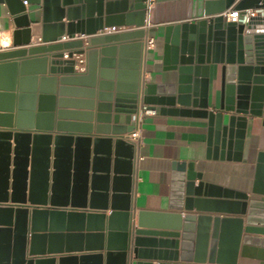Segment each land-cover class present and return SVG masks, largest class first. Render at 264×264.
I'll return each mask as SVG.
<instances>
[{
  "label": "water",
  "instance_id": "obj_1",
  "mask_svg": "<svg viewBox=\"0 0 264 264\" xmlns=\"http://www.w3.org/2000/svg\"><path fill=\"white\" fill-rule=\"evenodd\" d=\"M4 1L21 26L31 25L28 5L43 7L44 43L60 39L65 31L70 38L77 33L95 35L88 40L91 46L87 52L92 82L97 64V50L93 46L103 47L107 58L102 62L106 67L115 66L113 56L118 50L116 81L111 76L112 81L103 80L100 85L105 92L100 94L99 109L104 113L100 115L103 124L98 125V133L120 136L49 132L52 115L43 111L52 97L46 94L39 96L40 114L34 129L33 112L28 110L34 111L36 97L22 93L37 78L25 77L26 73L36 63L42 68L40 72L46 73L49 60L40 53L64 49L70 57L85 53L78 48L82 41L0 53V126L9 127L0 130V203L10 201L18 205L0 206V221L6 225L0 228V242L5 243L0 246L4 248L0 249V264H56L54 257L36 256L59 253L55 249L64 238L69 241L67 251L104 250L105 254L63 257L60 264H133L134 260L135 264H153L148 260L165 261L158 264H235L242 244L264 245V203L249 199L247 192H214L192 165L182 179L181 202L176 207L186 212L140 211L136 226L131 212L134 145L122 136L134 129V117L144 105L170 104L171 98L183 108L169 111L208 119L209 153L241 161L248 116H264V11L247 25L226 21L221 13L231 7L264 10V0H197L203 1L204 10L195 15L194 22L168 26L165 61L178 71L177 84H151L143 80L146 51L142 38L147 30L97 35L104 27L114 26V18H105L104 13L111 15L116 5L131 2L125 24L143 27L152 2L165 0ZM65 17L68 22L63 23ZM64 55L61 52L54 57ZM52 64V73L59 72L56 66L60 65H64V73H72L69 78L62 77V83L87 78L74 74L75 60H52ZM213 66H221L220 106L210 105L209 100ZM51 80L55 79H41V93H46V82ZM17 91L21 94L16 109L13 99ZM23 98H30L29 109L24 107ZM161 110L165 112L164 108ZM26 116L30 122H24ZM261 161L259 167L264 169V157ZM109 198L112 211L108 217L62 208L107 209ZM27 203L35 205L31 218L30 208L20 206ZM98 203L104 206H97ZM194 209L198 213L191 212ZM65 229L67 234L63 233ZM84 229L86 234L73 232ZM227 233L230 235L226 238Z\"/></svg>",
  "mask_w": 264,
  "mask_h": 264
},
{
  "label": "crops",
  "instance_id": "obj_2",
  "mask_svg": "<svg viewBox=\"0 0 264 264\" xmlns=\"http://www.w3.org/2000/svg\"><path fill=\"white\" fill-rule=\"evenodd\" d=\"M107 1V0H105ZM122 1V0H118ZM130 4H118L112 11L111 15L104 13V17L114 18L113 25L122 27L123 29L109 34H118L125 32H136L143 28L147 30L146 35L142 38L145 42L147 36L156 38V46L154 49L146 51L143 59V80L146 83L153 84H173L178 83V71L171 69L169 66L172 63L165 61V38L166 28L168 26H175L183 22H194L195 15L204 10L203 1L197 0H165L161 2H152L149 7L148 20L143 27L135 25H126L127 12L131 11ZM28 5V4H27ZM232 8V7H231ZM33 10V12H32ZM28 12L30 13L31 25L21 26L16 21V14H12L6 1L0 0V53L6 51H13L18 49H30L37 46H50L54 44H62L74 40L82 41V46L78 47L85 50L81 55L84 57L83 63L79 61L74 67V74L87 75L86 79L82 81L68 80L65 83L61 82L62 77H71L73 75L64 73V65L56 66L60 71L52 73V60H77L76 55L73 57L68 55V50H58L47 53L48 63L46 64V73L40 72L39 64H34L30 67L28 75L25 77H36L35 83L30 81L26 91L22 94L26 96L35 95L34 111L32 124L34 129L38 126L37 114H40V100L41 94L51 96L52 99L49 105H46L43 112L50 113L52 129L49 132L53 134L63 133L66 135L72 134L74 136H113L120 135L98 133V125L103 124V119L100 117L103 111H100L99 104L100 94L105 92L101 89V82L103 80L113 81L117 79L118 70V50L113 56L115 61L114 67H106L102 60L107 58L102 53L103 47L101 45H94L93 48L97 50V64L94 75V82L88 76V47L91 44L88 40L95 35H86L77 33L75 37L70 38L65 31L60 39L44 43L43 35V7L28 5ZM112 20V19H111ZM137 20V16L134 17ZM68 22L67 17L62 21ZM106 22V20H105ZM149 22V23H148ZM101 34V30L97 35ZM185 34V33H184ZM135 40V39H131ZM64 54L63 57H54L55 54ZM27 56H30L28 54ZM20 63L21 60H15ZM58 69V70H59ZM113 71V73H111ZM55 79L46 82L45 92L41 93V79ZM34 83V85H33ZM34 88V89H33ZM20 92L17 91L16 98L13 99L14 106L17 109ZM164 95H160L162 97ZM210 105L216 103L220 106L221 100V66H213L210 76ZM168 102L153 107H147L151 112L144 114L141 121V141L133 143L123 138L134 145V166L132 174V191H131V212L134 214V221L138 226V216L140 211L151 212H165V213H179L186 212L177 209L180 206V188L182 179L186 176L189 166L192 165L194 171L202 174V181L210 185L214 192H219L225 195L227 191H242L247 192L249 199L264 203V169L259 167L262 162L261 157H264V116H248V125L246 128V138L244 146V155L241 161L221 159L215 157L213 152H208V134L209 124L208 119L195 116L173 113L169 110L174 108H183V106L176 102L173 103L169 98ZM30 98H23L25 108L29 109ZM165 109L163 112L161 109ZM27 110V109H26ZM41 112V113H43ZM3 114L8 112L1 111ZM16 116V112H15ZM16 121V117L14 122ZM48 121V120H46ZM24 122H30L29 117L24 118ZM46 123V122H45ZM44 123H42L43 126ZM63 125L59 129V125ZM27 126V125H25ZM0 130H9V127L0 126ZM13 142V141H12ZM75 148V145H73ZM200 179L197 180V184ZM103 203H98L97 206H104ZM107 209H90L88 208H72L71 206L62 207L63 210H76L77 212H94L104 214L107 217L110 215L111 198L107 200ZM10 205L18 206L14 203L5 202L0 203L1 207H8ZM28 206L31 210L35 205L30 203L20 205ZM261 212V210H259ZM191 212L198 213L196 209ZM214 216H227L226 213H212ZM219 214V215H217ZM6 227L3 221H0V228ZM86 234L88 231H73ZM102 232V231H93ZM64 234L68 231L65 229ZM246 235V233H244ZM230 234H225L227 238ZM249 236L262 237V235L251 234ZM59 241V240H58ZM68 240L64 238L61 245L55 250L59 253L37 255L36 258L54 257L56 264H60V259L70 256H82L84 254H105L104 250L94 251H67ZM85 243V240H84ZM83 243V244H84ZM5 243L0 242V246ZM0 249H4L1 248ZM227 248H224L226 250ZM235 264H264V245L263 244H242L238 252ZM153 264H158V260L147 261ZM136 260H134V263ZM182 264H186L183 262ZM190 264H210L195 263ZM228 264V263H225Z\"/></svg>",
  "mask_w": 264,
  "mask_h": 264
},
{
  "label": "built area",
  "instance_id": "obj_3",
  "mask_svg": "<svg viewBox=\"0 0 264 264\" xmlns=\"http://www.w3.org/2000/svg\"><path fill=\"white\" fill-rule=\"evenodd\" d=\"M25 4H27V1H25ZM264 10L263 9H255V8H247V9H234V8H229L227 10H225L224 12L221 13V15L225 18L226 21L229 22H236V23H242L247 25L248 23H250L252 21L253 17L258 16V14H262ZM122 27H118V26H110V27H104L103 30H101V34H109L112 32H117L122 30ZM145 45V50L149 51L151 49H154L156 46V38L153 36H147V38L145 39L144 42ZM77 54V53H74ZM73 54V55H74ZM69 55V54H68ZM68 55L66 54L65 56L68 57ZM72 55V57H73ZM76 64L79 61L80 63H83L84 61V57L81 54L76 55ZM151 111L149 109H147V105H144V107H142L140 109V112L136 115V117H134L136 125L134 127V129L129 132L128 134H126V136H124V138L130 142L133 143H139L141 141V121H142V117L144 114L150 113Z\"/></svg>",
  "mask_w": 264,
  "mask_h": 264
}]
</instances>
